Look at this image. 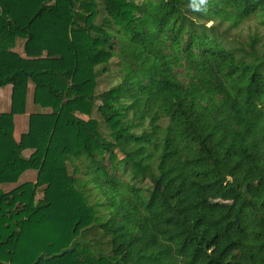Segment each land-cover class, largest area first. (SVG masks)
<instances>
[{
  "label": "trees",
  "instance_id": "1",
  "mask_svg": "<svg viewBox=\"0 0 264 264\" xmlns=\"http://www.w3.org/2000/svg\"><path fill=\"white\" fill-rule=\"evenodd\" d=\"M257 16L264 0H0V184L37 169L0 190V264H264Z\"/></svg>",
  "mask_w": 264,
  "mask_h": 264
},
{
  "label": "crops",
  "instance_id": "2",
  "mask_svg": "<svg viewBox=\"0 0 264 264\" xmlns=\"http://www.w3.org/2000/svg\"><path fill=\"white\" fill-rule=\"evenodd\" d=\"M9 86L10 89L6 91V87ZM3 88H1L0 90V113H7L11 111V106H12V99H11V94H12V86L11 85H7ZM32 95H33V88L31 90V88L29 89V94H28V104H27V111L25 114H17L14 117V123H15V129H14V134L15 137L17 139H19V137L23 134L26 133L28 131L29 128V116L30 114L34 111L35 106L32 102ZM32 153V151L30 150H26L25 151V155L26 157H29L30 154ZM26 172V171H25ZM23 173L17 182L14 183H1L0 184V190L4 191V192H9L12 189H14L15 187H17L18 185L25 183V182H36L37 181V173L36 175H32L31 178H29V176H25L26 173ZM47 187V184H44L42 186L37 187L36 192H42L43 193V197H44V193H45V189ZM39 192L35 194V197L38 198L39 197Z\"/></svg>",
  "mask_w": 264,
  "mask_h": 264
},
{
  "label": "rangeland",
  "instance_id": "3",
  "mask_svg": "<svg viewBox=\"0 0 264 264\" xmlns=\"http://www.w3.org/2000/svg\"><path fill=\"white\" fill-rule=\"evenodd\" d=\"M262 19L263 18H261L260 16H257V17H253L252 19H250L249 21H246L245 23H244V28H243V36L245 37L248 33V31L250 30V31H254V30H258V31H262V33L264 32V24H262L261 22H262ZM100 20H101V17L97 20V22H100ZM209 24H211V22L209 23ZM18 46H17V50L19 51V52H22V54H23V50H22V41H19L18 42ZM118 65H119V63H118V59H113L112 60V63H111V68H116V67H118ZM108 77L106 76V75H103V76H101L99 79H98V85H97V90H96V92H102L105 88H107L108 87ZM31 88V90H32V88L34 89V86H33V84L32 83H30V86H29V89ZM6 91L7 90H9L10 89V87L9 86H7L6 88ZM49 110V109H48ZM48 110H46V111H48ZM35 111V110H34ZM95 114H96V112H95ZM99 117V116H98ZM26 177L27 176H29V178H31L32 177V175H36V173H37V169H34V168H30V169H28L26 172ZM133 180V179H132ZM149 184V182L148 181H146V182H144L143 184H141L142 186L143 185H148ZM39 191H37V192H35V194L36 193H38ZM39 197L38 198H34V206L35 207H37V206H39V205H41L42 203H43V193L42 192H39Z\"/></svg>",
  "mask_w": 264,
  "mask_h": 264
}]
</instances>
